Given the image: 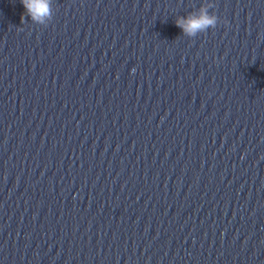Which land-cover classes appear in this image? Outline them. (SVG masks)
Instances as JSON below:
<instances>
[{
  "label": "clouds",
  "instance_id": "clouds-1",
  "mask_svg": "<svg viewBox=\"0 0 264 264\" xmlns=\"http://www.w3.org/2000/svg\"><path fill=\"white\" fill-rule=\"evenodd\" d=\"M25 9L21 17V23L25 22L24 16L30 17L31 21L37 25L47 27L53 19V0H20ZM212 3H205L197 11L190 12L187 16H177L175 25L182 30L184 36L195 38L199 33H205L208 29L216 28L218 17L209 12L213 8ZM135 69H133V72Z\"/></svg>",
  "mask_w": 264,
  "mask_h": 264
}]
</instances>
